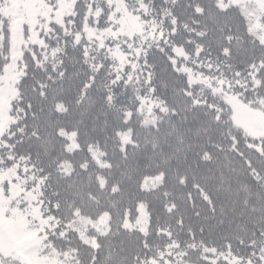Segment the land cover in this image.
I'll list each match as a JSON object with an SVG mask.
<instances>
[{
	"label": "trees",
	"instance_id": "trees-1",
	"mask_svg": "<svg viewBox=\"0 0 264 264\" xmlns=\"http://www.w3.org/2000/svg\"><path fill=\"white\" fill-rule=\"evenodd\" d=\"M125 1L147 3V16L172 15L174 30L126 59L102 33L89 45L94 67L72 46L62 62L56 48L27 45L21 58L19 20L11 22V58L0 59V113L10 106L1 139L39 177L51 217L34 264H261L264 122H246L222 94L190 84L174 49L189 63L196 50L231 79L229 94L264 112V0ZM21 4L28 12L13 0ZM192 26L208 28L202 44L184 38ZM104 55L115 63L103 64ZM0 261L18 259L0 252Z\"/></svg>",
	"mask_w": 264,
	"mask_h": 264
},
{
	"label": "rangeland",
	"instance_id": "rangeland-1",
	"mask_svg": "<svg viewBox=\"0 0 264 264\" xmlns=\"http://www.w3.org/2000/svg\"><path fill=\"white\" fill-rule=\"evenodd\" d=\"M19 1L26 6L28 12L32 11L31 5L27 0ZM164 1L167 2V0H160L159 3H163ZM117 11L121 13L119 31L124 34L113 45L117 58L126 59L135 53H142L143 44L141 45V42L144 41L146 43V40L149 41L150 39L155 41L159 39L168 40L167 31L164 29H168L169 33L174 30V17L166 15L158 19L155 14L147 16V14H150L149 12L153 11V8L147 3L139 2L134 6H129L125 0H118ZM214 16L215 11L211 10L206 12L201 21L206 17L210 19ZM207 29L206 26L199 28L192 26L193 33H187L184 38L195 40L198 44H202L207 38L199 36L198 33L205 32ZM111 35L115 36V33ZM125 36L127 40H125ZM31 37L35 40L34 33ZM133 37H135L134 41ZM136 42L139 43L136 44ZM122 43H125L126 46ZM121 45H123V48ZM125 48H129L131 51L126 52ZM174 50L176 53L183 55L181 56L183 58H181L179 69L185 72L190 84H201L204 90L222 94L230 103L235 113L246 122H264V112L257 107L249 106L244 101L229 94L226 88H229L231 85V79L219 75L217 70L210 67L211 64L209 62L195 56L196 50L189 52L193 57L192 63L186 62L185 58H188L189 55L182 51L183 47L180 44H175ZM202 58L207 60V58ZM172 65L176 66L174 61ZM12 69L14 67L12 63H9L6 68L7 76H11ZM200 95H197V98ZM9 110L10 106L1 105L0 146L6 147L3 149L4 153L0 154V252L4 254L7 261L17 258L18 262L3 263L0 261V264H34V254L36 250L43 248V232L48 225L51 226V217L43 215L42 206L45 208L46 204L44 202L42 204L39 177L31 175V172L24 165L20 164L21 159L18 161L11 159L13 154L9 151L8 143L6 145V142L1 139L5 135V130L8 127L7 124L10 121ZM257 151H261V148L258 147ZM8 159L12 161L9 163ZM38 231L40 233H37ZM211 254V261H214L217 256L212 251ZM226 256L228 257V254ZM229 259L230 262H234V257H230ZM260 259L262 260L261 264H264V256L260 257ZM244 263L241 262V264Z\"/></svg>",
	"mask_w": 264,
	"mask_h": 264
},
{
	"label": "snow or ice",
	"instance_id": "snow-or-ice-1",
	"mask_svg": "<svg viewBox=\"0 0 264 264\" xmlns=\"http://www.w3.org/2000/svg\"><path fill=\"white\" fill-rule=\"evenodd\" d=\"M27 2L31 5V12L23 11L22 4L20 8H14L13 0H0V59H4L5 62L11 58L5 56L4 53L6 50L8 52L12 50L11 22L13 20H19L17 37L22 41L20 44L21 58L25 52V45H27L42 50L56 48V56L61 57L62 62L63 54L67 52L68 47L72 46L74 49H80L82 54H86L85 59L91 60L94 67L98 56L89 48L92 41L96 40L99 43L100 40H104L101 34L106 33L112 43L104 40V44L111 49L115 41L124 35L119 31L121 13L117 11L118 0H27ZM7 9H13L15 15L7 12ZM21 16H23L22 20ZM90 32L91 36H89ZM33 33L35 41L29 39ZM112 33H115V36H112ZM125 40H127L126 36ZM134 40L135 37H133ZM61 45L63 52L59 50ZM125 51H131V49L125 48ZM105 52L106 49L101 45L100 53ZM114 63V60L104 55L103 64ZM125 67L129 68L131 65ZM108 75L113 82L118 78L117 73L111 69Z\"/></svg>",
	"mask_w": 264,
	"mask_h": 264
}]
</instances>
